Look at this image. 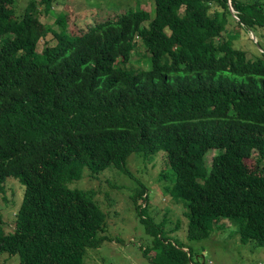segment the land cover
I'll return each mask as SVG.
<instances>
[{
  "label": "trees",
  "instance_id": "trees-1",
  "mask_svg": "<svg viewBox=\"0 0 264 264\" xmlns=\"http://www.w3.org/2000/svg\"><path fill=\"white\" fill-rule=\"evenodd\" d=\"M17 1L0 0V193L8 177L24 193L11 230L0 211V255L19 264H84L106 238V214L93 190L69 183L84 171L121 170L136 150L164 152L167 190L186 200L188 239H202L212 220L225 218L243 244L264 248V48L248 58L221 37L228 0H153L151 19L133 7L69 30L60 13L58 30L46 27L56 43L39 53L36 4L65 0H28L19 16ZM229 1L248 28L264 27V0ZM136 38L148 53L146 70L126 67ZM145 192L131 197L153 235L143 254L157 249L167 264H185L189 254L145 216Z\"/></svg>",
  "mask_w": 264,
  "mask_h": 264
},
{
  "label": "rangeland",
  "instance_id": "rangeland-1",
  "mask_svg": "<svg viewBox=\"0 0 264 264\" xmlns=\"http://www.w3.org/2000/svg\"><path fill=\"white\" fill-rule=\"evenodd\" d=\"M27 2L28 0L17 1V8H14L16 16L23 12ZM229 2L228 0V9ZM55 4L57 3L50 9L43 4H36V13L32 15L31 20L32 30L39 34L36 53L41 52L46 44L54 46L56 43L53 31L47 32L46 27L57 31L59 26L56 18L60 13L67 15V30L79 28L86 21L100 19L133 7L148 10L150 19L154 16L153 0H65L63 4ZM230 15L224 22L221 37L231 45L245 50L248 58H256L260 53L258 44L264 48V27H256L253 31L237 18L235 9L230 11ZM235 21H239L241 25ZM147 23L148 20L144 22L145 25ZM202 31L217 34L214 27H205ZM145 54L144 44L136 38L126 67L140 70L139 68L146 66L141 70L148 69V53L146 58ZM216 153L215 149L206 153L207 167H210L211 158ZM164 161V152L146 154L136 150L125 157L121 170L108 168L95 176L84 171L79 180L69 183V187L93 190L94 199L106 214V238L102 240L99 248L87 251L84 264H153L151 260L155 264L170 262L168 256L157 249L150 252L148 250L143 254V248L152 249L153 235L151 232L150 236L146 234L144 225L139 222L133 209L131 197L135 189L141 187H145L147 198L144 202L143 198L135 197L137 204L144 202L145 216L153 218L155 223H161L160 233L163 237L189 254L185 264H264V248L253 246L252 243L243 244L235 222L221 224L227 221L225 218L212 220L209 234L202 239L186 237V200L173 197L167 190L172 184L171 170L166 168ZM260 165L264 167V157ZM4 185V191L0 193V211L3 228L7 231L12 229L24 186L14 177L6 178ZM168 250L166 247V251ZM0 264H19V258L1 254Z\"/></svg>",
  "mask_w": 264,
  "mask_h": 264
},
{
  "label": "water",
  "instance_id": "water-1",
  "mask_svg": "<svg viewBox=\"0 0 264 264\" xmlns=\"http://www.w3.org/2000/svg\"><path fill=\"white\" fill-rule=\"evenodd\" d=\"M229 9H230V11H233V9H232V6H231V3L229 2ZM237 16V15H236ZM237 18L239 19V17L237 16Z\"/></svg>",
  "mask_w": 264,
  "mask_h": 264
},
{
  "label": "built area",
  "instance_id": "built-area-1",
  "mask_svg": "<svg viewBox=\"0 0 264 264\" xmlns=\"http://www.w3.org/2000/svg\"><path fill=\"white\" fill-rule=\"evenodd\" d=\"M257 264H261V263H257Z\"/></svg>",
  "mask_w": 264,
  "mask_h": 264
}]
</instances>
